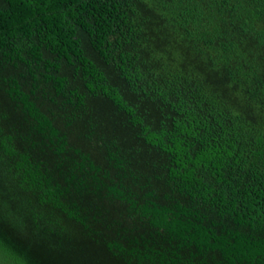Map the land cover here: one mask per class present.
<instances>
[{"label": "trees", "instance_id": "trees-1", "mask_svg": "<svg viewBox=\"0 0 264 264\" xmlns=\"http://www.w3.org/2000/svg\"><path fill=\"white\" fill-rule=\"evenodd\" d=\"M0 253L264 264V0H0Z\"/></svg>", "mask_w": 264, "mask_h": 264}, {"label": "water", "instance_id": "water-1", "mask_svg": "<svg viewBox=\"0 0 264 264\" xmlns=\"http://www.w3.org/2000/svg\"><path fill=\"white\" fill-rule=\"evenodd\" d=\"M0 264H15L10 259H8L6 256H4L2 253H0Z\"/></svg>", "mask_w": 264, "mask_h": 264}]
</instances>
